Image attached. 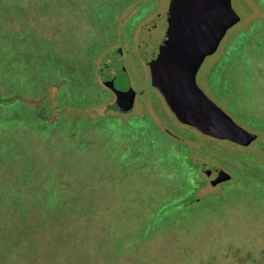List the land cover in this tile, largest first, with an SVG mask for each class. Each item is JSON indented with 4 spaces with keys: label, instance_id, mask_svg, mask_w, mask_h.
I'll list each match as a JSON object with an SVG mask.
<instances>
[{
    "label": "rangeland",
    "instance_id": "374dc122",
    "mask_svg": "<svg viewBox=\"0 0 264 264\" xmlns=\"http://www.w3.org/2000/svg\"><path fill=\"white\" fill-rule=\"evenodd\" d=\"M170 2L0 0V264H264V0H230L195 74L247 145L151 85L138 32Z\"/></svg>",
    "mask_w": 264,
    "mask_h": 264
},
{
    "label": "water",
    "instance_id": "95a60500",
    "mask_svg": "<svg viewBox=\"0 0 264 264\" xmlns=\"http://www.w3.org/2000/svg\"><path fill=\"white\" fill-rule=\"evenodd\" d=\"M170 1L153 27L138 32V54L147 63L151 85L180 122L205 135L247 145L255 134L233 122L195 83L203 58L215 50L225 30L239 19L230 0ZM120 71L125 74L123 68ZM132 96L130 92V105ZM110 107L116 109L115 103ZM200 169L212 170V183L228 178L220 168L202 164Z\"/></svg>",
    "mask_w": 264,
    "mask_h": 264
},
{
    "label": "trees",
    "instance_id": "16d2710c",
    "mask_svg": "<svg viewBox=\"0 0 264 264\" xmlns=\"http://www.w3.org/2000/svg\"><path fill=\"white\" fill-rule=\"evenodd\" d=\"M12 97L13 96L11 95V92H9V93H7L5 95L0 94V101L2 100L4 102H10V101H12L11 100Z\"/></svg>",
    "mask_w": 264,
    "mask_h": 264
}]
</instances>
